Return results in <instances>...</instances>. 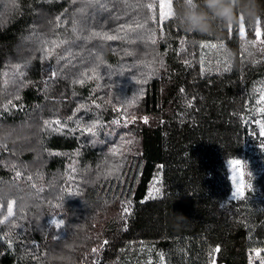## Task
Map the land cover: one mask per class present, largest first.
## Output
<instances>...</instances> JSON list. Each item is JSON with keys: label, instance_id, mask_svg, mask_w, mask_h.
Wrapping results in <instances>:
<instances>
[{"label": "trees", "instance_id": "trees-1", "mask_svg": "<svg viewBox=\"0 0 264 264\" xmlns=\"http://www.w3.org/2000/svg\"><path fill=\"white\" fill-rule=\"evenodd\" d=\"M159 14L157 0H0V187L13 193L0 199V264H139L141 244L163 264L264 251V148L249 145L264 51L247 58L240 23L188 33ZM237 159L256 171L238 201Z\"/></svg>", "mask_w": 264, "mask_h": 264}, {"label": "rangeland", "instance_id": "rangeland-1", "mask_svg": "<svg viewBox=\"0 0 264 264\" xmlns=\"http://www.w3.org/2000/svg\"><path fill=\"white\" fill-rule=\"evenodd\" d=\"M161 3L164 4V8H161ZM169 3L171 5V11H172V0H157V4L159 7V11H160V14H159V20H160L159 24L160 25H162L163 22L167 21L169 18L172 17V16L171 17L168 16ZM12 4L13 3L11 2V7H12ZM1 19L2 17H0V20ZM145 27L147 28V26L145 25L142 28H145ZM121 28L123 29V25L121 26ZM124 30H129V29H124ZM145 34H146L145 31L139 33L138 35L135 36L136 40L141 38L140 35H145ZM240 39H241L242 45H244L248 59H251L252 61H254L253 59L260 57L262 55L264 51V41H262L260 37H258L257 41L251 42L248 39V35L245 32L244 36L240 35ZM27 50L28 49H23V52H26ZM44 89L48 90L47 86H44ZM117 94L119 95V92H117ZM4 106L5 107H20V105L19 104L16 105L14 101L4 103ZM262 124H259L257 121L253 122L252 124L253 132L249 140V145H250V148L253 149V151H255L256 148L258 149L264 148V128L261 127ZM237 160L241 161V163L236 164V165H231V163H229V174H230V178L233 184L232 199L236 201L245 198L248 192V189H249V182L252 179L250 171H253L248 165V163L246 162V160L244 159H237ZM253 173H256V171H253ZM237 188H240L241 191L244 192V195L240 198L233 197V193L236 191ZM163 191H164V188H163V183L161 181V178L157 177L150 187L148 198L149 199L159 198L162 196ZM141 245L142 246L138 248V256L142 257L144 254L143 252L146 251L148 254L147 255L148 257L149 253L147 251V248L143 244ZM146 258L145 260H142V262L139 264H143L146 261ZM144 264H163V263L159 261L157 258H155L154 260L149 259ZM212 264H217V262L213 261ZM248 264H264V251L263 250L251 251L249 254Z\"/></svg>", "mask_w": 264, "mask_h": 264}, {"label": "clouds", "instance_id": "clouds-1", "mask_svg": "<svg viewBox=\"0 0 264 264\" xmlns=\"http://www.w3.org/2000/svg\"><path fill=\"white\" fill-rule=\"evenodd\" d=\"M264 12L258 0H192L174 18L188 33L208 34L218 25L229 26L244 21L254 23ZM12 189L0 187V199L12 198Z\"/></svg>", "mask_w": 264, "mask_h": 264}, {"label": "snow or ice", "instance_id": "snow-or-ice-1", "mask_svg": "<svg viewBox=\"0 0 264 264\" xmlns=\"http://www.w3.org/2000/svg\"><path fill=\"white\" fill-rule=\"evenodd\" d=\"M191 2H192V0H191ZM147 7H148V8H151L152 5H147ZM161 8H164V4H163V3H161ZM162 14H163V13H162ZM172 15H173V13H172V11H171V5H170V3H169L168 16L171 17ZM146 23H147V18L145 19V21H144L143 23H138V24H137V27H141V28H142V27L144 26V24H146ZM256 24H257V27H256V30H255V35H256L257 37H260V36H261V30H260V27H259L260 21L257 20V21H256ZM231 28H232V25H229V29H230V30H231ZM239 34H240L241 36H244V35H245V23H244V19H243L242 16H241V18H240ZM108 38L111 39V38H113V37H108ZM154 42H155V41H153V43H154ZM62 43H67V41H62ZM48 44H52V45H54V46H59L55 41H44L41 50H42V51H45V52L48 51V48H47V45H48ZM202 46H203V45H202ZM16 67H17V70L20 69V65H17ZM21 74H22V73H21ZM53 75H55V72H53ZM126 102H127V101H126ZM144 122L147 123V117L144 118ZM56 123L59 124V121H56ZM261 127L264 128V124H262ZM230 163H231V165H236V164L241 163V161H239V160H233V161H231ZM16 176L19 177V176H20V172L17 171V172H16ZM243 195H244V192L241 191L240 188H237L236 191L233 193V197H234V198H240V197H242ZM13 203H14V202H9V203H8V206H7V216L4 217L5 220H7L8 217H11V216L13 215ZM124 211L127 212V209H125ZM0 222H2V221H0ZM50 223H51L55 228L60 229V228L63 226L64 221H63V219H59V220H58V219H52V220L50 221ZM93 251H95V249H93ZM257 254H258V253H257Z\"/></svg>", "mask_w": 264, "mask_h": 264}]
</instances>
